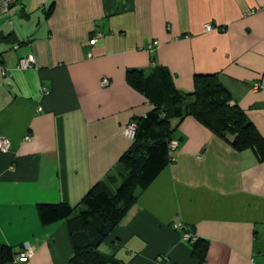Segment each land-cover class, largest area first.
<instances>
[{"label": "crops", "instance_id": "0c3cea01", "mask_svg": "<svg viewBox=\"0 0 264 264\" xmlns=\"http://www.w3.org/2000/svg\"><path fill=\"white\" fill-rule=\"evenodd\" d=\"M29 53L33 66L16 69ZM0 65V135L10 141L0 244L33 250L0 264H72L67 219L43 224L37 205H75L98 182L120 184L132 144L122 129L153 107L128 70L166 67L181 93L217 73L264 137V0H15L0 16ZM170 124L172 161L136 190L98 250L129 264H198L174 228L182 222L208 242L203 264H264V159L193 116Z\"/></svg>", "mask_w": 264, "mask_h": 264}, {"label": "trees", "instance_id": "16d2710c", "mask_svg": "<svg viewBox=\"0 0 264 264\" xmlns=\"http://www.w3.org/2000/svg\"><path fill=\"white\" fill-rule=\"evenodd\" d=\"M126 78L153 107L133 119L137 123L135 136L118 161L120 184L110 190L98 182L75 205H37L43 224L67 219L74 250L72 264H129L101 253L98 246L135 202L136 190L148 186L172 161L171 119L193 116L229 140L237 151L252 149L260 160L264 159V137L238 104H230L231 94L217 73L196 75L191 93L179 92L163 66L148 72L131 69ZM190 244L192 256L203 264L208 242L198 237ZM13 255L11 247L0 244V263L12 260Z\"/></svg>", "mask_w": 264, "mask_h": 264}, {"label": "built area", "instance_id": "2783aa9c", "mask_svg": "<svg viewBox=\"0 0 264 264\" xmlns=\"http://www.w3.org/2000/svg\"><path fill=\"white\" fill-rule=\"evenodd\" d=\"M15 0H0V16L3 14H6L10 11L11 6L13 5ZM213 29V26L210 23L205 24V30L209 31ZM102 33L98 32L96 33L92 38L89 39V44H94L97 40L98 36H101ZM158 45L157 40H153L148 45V49L151 51L154 49V47ZM35 63L34 55L29 53L27 55L21 56L16 65L15 68L18 70H24L31 68L33 64ZM0 70L3 71L2 66L0 65ZM108 83V80L106 78H103L101 80L102 85H106ZM260 87V84L258 82H255L253 85V89H258ZM137 123L132 120L129 123H127L123 129L122 132L124 135L129 137L130 139H133L135 136ZM26 138H29V136H26ZM176 147V142L171 140L169 149L170 152H172ZM10 148V141L7 137L0 135V152L6 153L8 152ZM174 228L178 229L181 232V237L184 241L188 243H192L197 240L198 236L192 233L188 228L182 223L178 222L174 224ZM33 254V250L30 246L20 247V249L14 253L15 259L17 261L25 262L27 261Z\"/></svg>", "mask_w": 264, "mask_h": 264}]
</instances>
